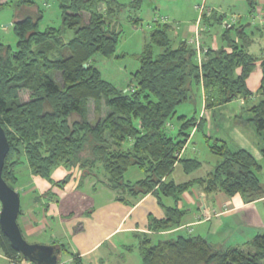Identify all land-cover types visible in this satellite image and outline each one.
Here are the masks:
<instances>
[{
	"label": "trees",
	"instance_id": "16d2710c",
	"mask_svg": "<svg viewBox=\"0 0 264 264\" xmlns=\"http://www.w3.org/2000/svg\"><path fill=\"white\" fill-rule=\"evenodd\" d=\"M12 1L1 2L0 8ZM17 2L20 6L36 5L34 0ZM57 2L62 16L60 27L40 29L43 12L39 8L35 16L27 15L12 23L16 45L0 41V123L10 142L3 177L13 188L18 184L17 167L23 156L32 174L59 187L72 176L69 173L55 181L52 172L59 166L69 171L79 166L83 176L100 167L108 185L121 194L139 197L152 192L162 205L163 196L175 200V206H165V217L150 215L152 232L182 225L187 211L177 203L194 186L206 194L240 193L247 201L264 196L258 176L262 165L257 158L245 148L233 149L227 140L209 136V148L219 157L214 169L206 177L182 183L165 180L178 162L187 173L202 165L199 159L178 154L192 129L201 130L205 121L195 114L177 116L178 107L192 99L196 86L203 87L207 109L234 99H248L253 91L247 81L259 60L263 76L257 91L261 97L248 108V120L259 134L264 132V56L259 57L246 46L249 34L244 24L225 27L219 47L202 46L207 50L200 65L197 49L188 40L175 46L171 25L153 21L148 25L149 40L139 55L140 67L124 90L105 79L92 58L96 53L116 56L121 36L116 26L118 16L128 6L139 10L141 0ZM225 17V13L215 10L210 15L203 13L202 22L208 25L205 32L221 26ZM129 20L140 25L143 19L137 16ZM67 31L73 36L64 40ZM156 46L162 49L157 54ZM24 94H28L27 99ZM92 102L99 116L94 121L90 119ZM176 117L179 127L173 133L168 123ZM132 166L142 169L144 178L127 180L125 176ZM118 199L125 200L123 196ZM138 239L142 264H264V233L248 243V250L217 248L205 237L189 233L157 241L149 233H141ZM54 244L68 253L65 245ZM0 250L12 260H23L1 226ZM71 255L74 264H85L80 256Z\"/></svg>",
	"mask_w": 264,
	"mask_h": 264
},
{
	"label": "crops",
	"instance_id": "0c3cea01",
	"mask_svg": "<svg viewBox=\"0 0 264 264\" xmlns=\"http://www.w3.org/2000/svg\"><path fill=\"white\" fill-rule=\"evenodd\" d=\"M120 1L130 3L132 0ZM201 1L192 4V0H141L139 11L144 12L143 6L147 3L149 11L146 8L148 12L144 18L148 25L153 21L169 23L175 46L182 40L189 41L196 31H199L203 46L207 48L211 45L217 48L220 45L219 37L213 33V29L205 32L208 25L202 22V17L203 13L210 15L213 10L224 12L216 5L208 6L207 0ZM195 11L198 12L195 14ZM235 14L237 17L234 15L231 25L226 24V19L223 20L224 27L241 24L243 13L235 12ZM251 25L252 22L246 24V26ZM249 31L251 29H246L247 33ZM234 38L237 39L236 36ZM222 42L221 39V44ZM256 44L255 35L249 34L246 46L259 57L264 56ZM260 63L261 60L257 62L255 70L247 81L253 91L251 97L234 99L212 109H207L203 101L201 119L206 122L209 137L227 140L233 149L245 148L257 158L262 165L258 176L264 186L262 154L264 136L254 139L252 136L262 134L251 126L250 121L247 120L248 124H246L240 117L241 109L248 107L249 102H254L256 97L258 102L261 97L257 91L263 76ZM228 108L231 111L226 112ZM170 126H174L172 122ZM213 127L215 133L210 132ZM223 130H228L229 135L226 136ZM197 131L199 130L196 127L192 129L188 142L181 151V157L199 159L201 151L197 150L196 144H192ZM218 160L214 165L209 164L207 169L205 165H201L192 173L185 172L182 164L178 162L165 180L182 183L190 179L206 177ZM76 168L79 173L74 177ZM201 168H204V172L200 171ZM97 170L102 172V177L95 172L96 168L91 174L83 176V169L79 166L70 171L64 166H59L52 172L53 175L54 171H57L56 178L52 176L55 181L61 180L69 173L72 174L70 181L63 187L53 186L47 179L32 174L31 169L28 181L19 182L18 177V184L15 187L19 186L22 209L18 222L23 234L35 239L46 236L48 241H43L45 244L65 245L69 250L68 253L64 252L67 254L66 260L72 259L71 253H73L80 256L85 264H142L141 257L140 260L136 258L135 261L132 258L139 244L138 234L141 233H149L155 240V237L169 238L185 230L186 233L205 237L217 248L242 249H245L243 246L248 247V243L257 235L264 233V196L247 201L240 193L206 194L199 186H194L183 193L177 203L181 209L187 211L180 227L169 231L152 232L149 230L150 215L157 218L165 217V206H175V200L163 196L164 205H162L158 196L152 192L139 197L121 194L108 185L104 171L100 167H97ZM144 176L141 172L132 174V177L136 178L135 181ZM25 196L27 200L23 203L22 198ZM119 196H123L125 200L118 199ZM0 264L34 263L12 260L0 250Z\"/></svg>",
	"mask_w": 264,
	"mask_h": 264
},
{
	"label": "rangeland",
	"instance_id": "374dc122",
	"mask_svg": "<svg viewBox=\"0 0 264 264\" xmlns=\"http://www.w3.org/2000/svg\"><path fill=\"white\" fill-rule=\"evenodd\" d=\"M4 1H12V0H0L1 2ZM36 5L28 6L22 5L20 6L17 0H13L9 4H6L4 8H0V22H1V31H0V41L4 43H8L11 45H16L17 37L13 31L12 23L18 19L23 18L27 15L35 16L38 13V9L40 8L43 12V19L40 22V29L45 30L47 27L55 26L60 27L62 25V16L58 6L57 0H34ZM183 1V0H181ZM187 2V1H186ZM200 3L201 0H192V4ZM250 3H253L251 5ZM208 6H217L219 7L224 13H226L225 21L226 23H232L233 17H237L235 12L243 13L241 23L246 26L247 23L252 22L251 26H246L247 29H251L248 34L255 35V41L257 42L258 50L262 55H264V22H263V11H264V0H207ZM149 4L145 3L143 6V10L139 11L138 8H134V6H128L125 9H122L118 16V22H116L117 29L121 31L120 41L117 48L116 56L113 57H105L101 53H96L93 58L92 62L101 70L102 76L114 83L118 88L126 90L129 88L130 83L133 80L132 74L140 67V59L139 55L142 53L144 45L148 42L150 37V28L147 24L145 15L149 11L148 8ZM148 8V11L146 10ZM198 11H195V14ZM142 16L143 20L140 25H136L129 20V17H137ZM236 20L238 18H235ZM115 22V20H114ZM223 23L221 26H216L213 28V33L218 35L219 43L221 44V34L223 32L224 27ZM73 36L72 31H67L64 35V40H69ZM170 36L173 38V33L170 31ZM161 48L156 46L155 53L161 52ZM69 52L65 51V55H68ZM198 58V56H197ZM193 97L190 101L181 104L177 109V116L181 114H187L189 116L195 114L198 119L202 118L201 111L204 107L203 101H205L204 90L202 86L194 87ZM24 99L28 98V94L23 95ZM258 98H255L254 102H249L248 107L245 106L241 109V115L244 119V122L248 124L247 120L251 117L248 108L253 105ZM91 112H90V119L96 120L99 116L94 109L93 102L90 103ZM231 111L230 108L226 109V112ZM106 111L103 112L105 116ZM219 116V115H218ZM249 121V120H248ZM173 127L170 126L171 122L168 123V127L173 131V133H177L179 127V121L176 118L172 121ZM239 123V122H238ZM251 123L252 127L253 122ZM206 122L201 130L197 131L193 143L197 145V150L201 151L199 154V159L202 161V165H205L206 169L209 164L214 165L216 161L219 159L218 155L211 152L209 145L207 143V137L209 134L207 133V126ZM256 129V128H255ZM224 131V130H223ZM211 133H215V128L213 127L210 130ZM224 133L229 135L228 130H225ZM257 134V133H256ZM264 136V132L262 135H254L252 136L254 139ZM229 137V136H228ZM213 138V137H212ZM263 138V137H262ZM215 138H213L214 140ZM231 139V138H230ZM264 139V138H263ZM231 142L232 139L230 140ZM263 141V140H262ZM212 143V141L210 142ZM193 146V145H192ZM200 171L204 172V168H201ZM99 176L102 177V172L97 170L95 171ZM130 172V173H129ZM125 176L127 180L135 181L136 178L132 177V174L135 172H141L144 175V171L137 166H132L130 171ZM17 174L19 177V182H26L29 179L30 175V166L25 158L22 157V163L17 167ZM57 171H54L52 175L53 178H56ZM20 185V184H19ZM19 192V186L15 187ZM27 197H23V203L26 202ZM24 205V204H23ZM0 211H1V203H0ZM181 233H186L185 230L181 231ZM24 235V234H23ZM27 241L31 243H43L46 240V236L41 238L35 239L26 237ZM159 237H155V240H158ZM246 250H248L247 246H243ZM66 253L60 254V259L66 260ZM141 257L139 248L133 252L132 258L135 261L136 258L140 260Z\"/></svg>",
	"mask_w": 264,
	"mask_h": 264
},
{
	"label": "water",
	"instance_id": "95a60500",
	"mask_svg": "<svg viewBox=\"0 0 264 264\" xmlns=\"http://www.w3.org/2000/svg\"><path fill=\"white\" fill-rule=\"evenodd\" d=\"M87 66V64H85ZM10 142L0 123V226L12 247L24 260L35 264H58L62 248L55 244L31 243L26 240L18 222L21 209V195L3 177V168Z\"/></svg>",
	"mask_w": 264,
	"mask_h": 264
},
{
	"label": "built area",
	"instance_id": "2783aa9c",
	"mask_svg": "<svg viewBox=\"0 0 264 264\" xmlns=\"http://www.w3.org/2000/svg\"><path fill=\"white\" fill-rule=\"evenodd\" d=\"M226 24L231 25L230 23H226ZM188 42L191 43L197 49L198 61H199V64L201 65L203 58H204V54H205L207 49L202 48L203 45L201 43V35H200L199 31H196V34ZM178 155L180 156L181 153H179ZM77 173H79L78 168H76V171H75L73 176L75 177L77 175ZM23 262H28V261L23 259ZM58 264H74V261H73V258L69 259V260H63V261L61 260L58 262Z\"/></svg>",
	"mask_w": 264,
	"mask_h": 264
}]
</instances>
